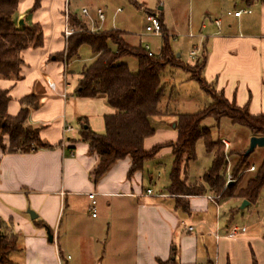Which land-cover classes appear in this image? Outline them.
I'll return each instance as SVG.
<instances>
[{"label": "crops", "instance_id": "0c3cea01", "mask_svg": "<svg viewBox=\"0 0 264 264\" xmlns=\"http://www.w3.org/2000/svg\"><path fill=\"white\" fill-rule=\"evenodd\" d=\"M64 2L18 0L17 23H37L43 42L21 51L19 79L0 78V90H7L10 97L6 108L10 115L17 114L24 95L40 96V105L29 111L26 122L37 127L40 138L52 146L33 152L0 149V233L16 236L7 264H158L172 255L177 264H253L252 258L255 264H264V212L235 224L236 211L227 205L231 200L242 210L243 199L213 195L202 176L191 181L186 171L181 175L184 183L199 182L203 191L179 196L187 206L184 210L166 191L169 173L163 181L151 173L162 162L171 168L173 155L168 146L129 177L131 158L126 156L97 182L92 181L90 174L98 158L88 153L87 143L79 137V119L93 131L103 132L104 115L114 109L101 94L75 96L79 73L68 71L69 61L64 64L55 58L65 46ZM34 3L37 6L32 9ZM232 5L233 11L250 12L225 15ZM84 7L88 6L76 11L70 7V12L79 17ZM204 11L213 20L202 22L199 45H194L199 48L196 60L205 54L203 77L229 101L246 104L250 114H264V0H212ZM173 120L157 117L159 125L144 138L143 148L175 141ZM66 126L71 129L66 131ZM144 181L154 186L162 181L163 189L143 190ZM96 205L101 208L100 217ZM27 209L36 218L31 219ZM63 250L72 257H64Z\"/></svg>", "mask_w": 264, "mask_h": 264}, {"label": "trees", "instance_id": "16d2710c", "mask_svg": "<svg viewBox=\"0 0 264 264\" xmlns=\"http://www.w3.org/2000/svg\"><path fill=\"white\" fill-rule=\"evenodd\" d=\"M18 0H0V78L19 79L22 60L20 53L26 48L42 45L43 35L37 23H17L16 8ZM37 6L34 3L33 8ZM161 24V45L155 55H148L144 47H133L123 38L118 29L90 32L79 17L70 12L69 23L73 32L65 40L62 52L55 55L67 64L76 57L78 49L86 44L91 49L94 60L79 72L74 90L77 97H94L101 94L106 103L114 109V113L104 115V131H93L83 119L80 121L79 137L88 145V153L98 158L90 178L97 182L119 159L131 158L127 175L143 168L147 160L152 159L163 147L168 146L173 155L169 172L167 193L175 196L178 204L187 210L186 204L179 196L202 194V187L186 185L181 179L183 166L195 159V143L198 139L204 142L207 153H212L211 164L203 173L202 180L213 195L220 198L237 197L255 204L259 192L264 185V157L251 176L243 185L244 171L250 165L244 149L231 151L233 157L231 169L232 181L226 182L227 154L223 145L210 138V130L202 125L207 117L217 123L226 117L232 123L248 129L251 135L264 136V114H250L247 105L238 106L234 101L226 99L221 91H216L211 83L203 77L205 54H202L193 65L183 63L176 57L169 45L167 28L160 12L157 13ZM132 56L137 61V69L131 71L122 58ZM166 66L184 69L189 78L195 80L199 87L211 98V102L193 113H178L161 107L165 95L167 81L161 73ZM10 97L7 90H0V149L2 152H33L52 146L39 136L37 127L26 122L29 111L40 105V96L30 92L20 98L21 108L16 115L7 113ZM173 115L177 138L175 141L155 145L146 150L142 143L144 138L154 132L153 117ZM185 171V170H184ZM183 171V172H184ZM232 212L237 208H232ZM44 226V225H42ZM16 236L0 233V264L9 263L8 253L15 249ZM252 263L255 264L254 258ZM158 264H177L172 255Z\"/></svg>", "mask_w": 264, "mask_h": 264}, {"label": "rangeland", "instance_id": "374dc122", "mask_svg": "<svg viewBox=\"0 0 264 264\" xmlns=\"http://www.w3.org/2000/svg\"><path fill=\"white\" fill-rule=\"evenodd\" d=\"M71 9H79L81 6H88L90 8H102L105 19L100 25L101 29L108 30L111 28L120 29L123 32L124 40L133 47L148 45L153 53H158L161 45V34H153L145 30V21L143 13L161 12L164 23L167 27V34L169 45L176 54H179V59L183 63L193 65L196 60L195 57H190L189 52L195 44L198 43V34L202 31L201 24L207 21L208 15L205 14V8L210 5L212 0H69ZM237 1V0H229ZM118 10V11H117ZM233 5L230 8L232 15ZM225 15L227 11H225ZM194 34V37L189 36ZM93 58V53L88 45L82 44L78 49V54L69 60L68 71L74 74L79 73L84 67L88 66ZM127 64L131 71L137 69V61L132 56H127L121 59ZM163 80L167 81L165 95L161 101L168 103L169 110L178 113H193L211 102L210 96L202 90L198 83L189 78V74L180 67L166 66L161 73ZM163 107V106H161ZM167 121L173 115L159 116ZM174 118V117H173ZM157 117H153V126H157ZM168 122V121H167ZM174 121L171 123V125ZM202 125L207 126L210 130V138L212 141H217L220 138H226L232 142L230 149L225 151L227 154L226 174L229 173L231 178L229 181H234L231 175L233 167V157L228 153L231 151L238 152L239 150H246L249 145L248 129L239 124L232 123L228 118H221L218 123L211 117H207L202 121ZM224 150V148H223ZM264 157V147H256L247 157L249 165L253 164L255 169L260 164ZM212 153H207L204 142L198 139L195 143V159L189 161L182 169L185 170L188 180H198L199 177L208 169L211 164ZM170 167H165L164 162L161 165H155L151 169L154 177L159 176L163 181L165 175L170 172ZM255 171V170H254ZM254 171L245 170L242 182ZM162 181L157 182L154 186L151 183L144 181L143 190L146 187H151L153 190H162ZM227 181V175H226ZM241 183V181H240ZM189 185L199 186V182L189 183ZM228 207L237 208L238 205L230 203ZM100 209L96 205V213L100 217ZM264 212V186L261 188L256 204H252L242 210L236 211L233 215V222L237 225L244 224L248 218H255L257 214ZM95 213V214H96ZM57 231V228L55 232ZM56 234V233H55ZM57 236V235H56ZM57 238L55 237V243ZM63 255L66 257L72 254L63 250Z\"/></svg>", "mask_w": 264, "mask_h": 264}, {"label": "built area", "instance_id": "2783aa9c", "mask_svg": "<svg viewBox=\"0 0 264 264\" xmlns=\"http://www.w3.org/2000/svg\"><path fill=\"white\" fill-rule=\"evenodd\" d=\"M118 11V10H117ZM242 12H250L249 9H240L237 11H233L232 15L234 16H238L240 15ZM227 14L230 15L231 12L227 11ZM69 16H70V7H69V0H65L64 2V7H63V19H64V26H63V37L66 40L67 37L73 32V28L70 26L69 23ZM79 19L83 22V24H85V27L88 31L90 32H96L99 31L101 29L100 25L103 23L105 16H104V11L102 8H88V7H84L81 9L80 13H79ZM144 20H145V30L147 32L153 33L155 35L157 34H161V24L160 21L158 19L157 13L155 12H150L147 11L144 13ZM215 23L218 24L219 23V19L215 20ZM144 49L147 51L148 55H155L157 53H153L148 45L144 46ZM199 48L198 46H194L191 51L189 52V56L190 57H195L197 52H198ZM71 127L66 126L65 130L68 131L70 130ZM219 142L223 145L224 151H227L229 146H230V142L225 139V138H220ZM249 170H254V166L251 165L249 167ZM227 175V181L229 182L231 176L229 173L226 174ZM147 193H151V190L148 189ZM94 194L90 193L89 197H93ZM95 201L92 200V204H94ZM95 214L92 212V216H94ZM187 230L190 231L192 230V227H187ZM236 232V228L232 229V233Z\"/></svg>", "mask_w": 264, "mask_h": 264}, {"label": "water", "instance_id": "95a60500", "mask_svg": "<svg viewBox=\"0 0 264 264\" xmlns=\"http://www.w3.org/2000/svg\"><path fill=\"white\" fill-rule=\"evenodd\" d=\"M19 24H22L23 21L22 20H19L18 22ZM176 56L178 57L179 54H176ZM173 126H175V124L173 123ZM256 147H264V136H255V135H251L249 137V145L247 147V149L244 151V155H248L250 152H252L254 150V148ZM232 181H229V183H231ZM249 202L246 200V199H243L241 204L239 205V208L240 209H243ZM27 212L30 216L31 219H34L36 218V214L30 210V209H27ZM49 240L51 241L52 240V236L49 235Z\"/></svg>", "mask_w": 264, "mask_h": 264}]
</instances>
